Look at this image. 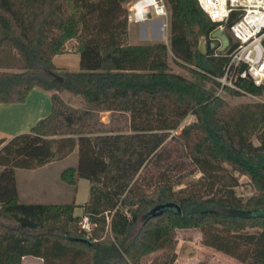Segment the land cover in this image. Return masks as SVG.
<instances>
[{
  "label": "trees",
  "instance_id": "1",
  "mask_svg": "<svg viewBox=\"0 0 264 264\" xmlns=\"http://www.w3.org/2000/svg\"><path fill=\"white\" fill-rule=\"evenodd\" d=\"M126 1L0 0V102H22L34 87L52 90L49 114L27 131L0 137V264H22L26 255L43 264H142L159 250L153 264H174L177 229L185 228H198L205 245L241 264H264V101L232 104L204 83L221 84L216 77L236 42L228 30V47L217 50L209 41L202 52L200 33L209 37L217 24L197 0H169L171 49L195 76L187 77L172 70L165 42L130 43ZM72 38L80 54L76 71L54 62ZM237 85L225 88L264 92L249 78ZM63 90L82 95L84 104H70ZM103 112L114 123L129 117L128 128H106ZM189 114L196 118L183 124ZM172 130L205 175L229 164L249 177L255 193L238 195L237 177L204 192L176 189L164 173L147 186L142 172L161 158ZM76 147L77 165L60 176L70 185L87 178L88 200H20L16 168L43 166ZM86 216L91 232L82 225Z\"/></svg>",
  "mask_w": 264,
  "mask_h": 264
},
{
  "label": "rangeland",
  "instance_id": "2",
  "mask_svg": "<svg viewBox=\"0 0 264 264\" xmlns=\"http://www.w3.org/2000/svg\"><path fill=\"white\" fill-rule=\"evenodd\" d=\"M135 0H128L124 2V6L128 8V14L130 12L129 7ZM170 7L169 0H165ZM171 12V9H170ZM129 19V18H128ZM172 17L168 26L163 28V19L161 17H154L141 23H134L129 20V41L130 43H154L165 42L169 48V62L172 70L181 73L187 77L195 78L194 74L188 69L186 63L179 62L171 49L172 38ZM220 25L217 24L210 32L209 37L204 33L199 35V44L201 41H206L207 49L208 42H214L217 50H222V41L218 37L212 36V33L218 29ZM199 30V27H197ZM225 32L229 35V31L226 28ZM234 41V40H233ZM231 42V41H230ZM78 46V39L72 38L66 43L67 51H74ZM229 46V45H228ZM227 46V47H228ZM69 64L78 67L79 56L69 55ZM207 87L215 89L216 93L224 97L230 103L240 102H255L264 101V92L260 95H255L248 92H242V94H234L227 88H223L222 85H214L210 81L204 82ZM72 95V94H71ZM68 98V97H67ZM111 114L110 112H103L102 119L108 121L106 128L117 123H121L125 129L128 128L129 117L121 116L120 120H116L115 123L109 122ZM196 118L194 114H189L183 124L193 121ZM255 143H259L258 138L254 137ZM163 154L160 159L155 160V163L149 165L148 168L142 172V178L147 186H152L160 176L164 173L168 175L172 180L177 181L176 189L187 188L190 190H199L201 192L221 189L223 185L231 183L233 177L238 178V184L234 186L238 195L245 198L255 193V189L250 184V179L246 175H240L237 171H234L229 164L224 167L215 170L212 175L204 174L195 164L191 162L190 157L187 154L186 147L183 141L177 136V132L172 130L165 139L162 146ZM78 162V155L72 154L69 158L60 159L53 162L47 168L34 172L32 174V185L34 200H40L43 202H72L75 200L77 203H84L89 198L90 194V181L87 178L81 177L78 185H70L61 179V171L70 165H75ZM26 175L19 176V182L22 187L25 188V181L29 182V178ZM26 182V183H27ZM83 211L79 206L76 209L78 214ZM252 231V230H251ZM177 246L176 250L180 258H188L191 262L206 261L210 264H241V261L234 260L231 255L218 250L214 247H209L203 243V234L198 228L177 229ZM164 250H159L146 256L144 264H153L158 261L163 255ZM35 259L28 258L26 263L30 264H42L39 260H36L37 256L30 255Z\"/></svg>",
  "mask_w": 264,
  "mask_h": 264
},
{
  "label": "built area",
  "instance_id": "3",
  "mask_svg": "<svg viewBox=\"0 0 264 264\" xmlns=\"http://www.w3.org/2000/svg\"><path fill=\"white\" fill-rule=\"evenodd\" d=\"M208 19L230 31L236 45L229 53L225 73L217 76L222 87L238 88L239 78H249L264 86V0H197ZM128 18L141 23L156 16L163 28L170 22L171 12L165 0H135ZM234 20L230 23L232 17ZM178 132V130H174ZM89 232L93 224L86 216L82 223Z\"/></svg>",
  "mask_w": 264,
  "mask_h": 264
},
{
  "label": "crops",
  "instance_id": "4",
  "mask_svg": "<svg viewBox=\"0 0 264 264\" xmlns=\"http://www.w3.org/2000/svg\"><path fill=\"white\" fill-rule=\"evenodd\" d=\"M73 54L79 56V64L76 69H75L76 66H72L71 64H69L68 56ZM54 62L59 67L76 71L80 69V54L79 52H77L76 49L74 51H70V52L67 51L64 53L56 54L54 56ZM51 94H52V90L43 89L41 87H34L28 93L26 99L22 102H0V137L10 138L17 133L27 131L40 118L49 114L52 108ZM61 95L64 97L65 100H67L70 104L74 106H81L84 104V98L82 95L74 94L68 90H63L61 92ZM72 154H75V156L78 155V147H76L70 154H68L62 159L69 158V156H71ZM57 160L49 162L43 166H38L36 168H20V167L16 168L17 187H18L19 198L21 201L43 202L40 200H34L38 198H35L36 197V195H34L35 192L32 191L33 188L31 187L32 185L31 183L33 180L32 177L30 176H32L34 172H37L42 168H47ZM77 163L75 165H77ZM20 175H26L29 178V182H27L28 180L25 181V188L20 185L19 182ZM80 179L81 177L78 179V183ZM73 201L76 202L75 200ZM29 256L30 255L24 256L22 264H30L31 262L26 263V260L28 258L35 259L34 257H29ZM146 256L143 257L142 264H144V260ZM36 260H39L43 264L42 257L37 256ZM234 260H238V259L234 257ZM199 262L200 261L193 263L188 258L181 259L180 256H178L174 264H198Z\"/></svg>",
  "mask_w": 264,
  "mask_h": 264
},
{
  "label": "water",
  "instance_id": "5",
  "mask_svg": "<svg viewBox=\"0 0 264 264\" xmlns=\"http://www.w3.org/2000/svg\"><path fill=\"white\" fill-rule=\"evenodd\" d=\"M212 36L214 37H218L221 41H222V47L221 49L224 50L229 44H230V37L229 35L225 32L224 29L222 28H218L216 29L213 33H212ZM211 46L214 47L215 46V43L214 42H211ZM199 48L202 52H207L208 49H207V44H206V41H201L200 44H199ZM170 204V203H168ZM164 204H159L157 205L152 212H156V210L160 209L161 207H163Z\"/></svg>",
  "mask_w": 264,
  "mask_h": 264
}]
</instances>
